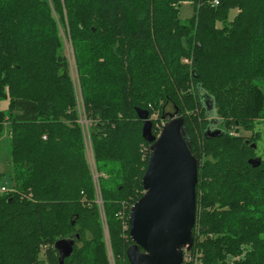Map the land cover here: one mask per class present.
I'll return each mask as SVG.
<instances>
[{
    "label": "trees",
    "instance_id": "obj_1",
    "mask_svg": "<svg viewBox=\"0 0 264 264\" xmlns=\"http://www.w3.org/2000/svg\"><path fill=\"white\" fill-rule=\"evenodd\" d=\"M184 1L195 10L186 21ZM218 1L0 0V139L10 135L14 183L0 194V264H60L62 239L75 241L64 264H110L109 247L115 264H130V209L145 192L151 145L137 108L163 124L185 120L200 162L190 251L201 264H264L260 133L230 134L253 131L264 115V0Z\"/></svg>",
    "mask_w": 264,
    "mask_h": 264
},
{
    "label": "water",
    "instance_id": "obj_2",
    "mask_svg": "<svg viewBox=\"0 0 264 264\" xmlns=\"http://www.w3.org/2000/svg\"><path fill=\"white\" fill-rule=\"evenodd\" d=\"M137 114L143 121L142 135L151 145L142 180L145 192L130 209L133 244L128 247L127 256L130 264H183L185 251L194 243L200 162L183 134L182 116L168 119L156 135L150 111L137 108ZM221 132L208 129L212 137ZM74 245L75 241L69 239L55 244L60 264L71 256Z\"/></svg>",
    "mask_w": 264,
    "mask_h": 264
},
{
    "label": "rangeland",
    "instance_id": "obj_3",
    "mask_svg": "<svg viewBox=\"0 0 264 264\" xmlns=\"http://www.w3.org/2000/svg\"><path fill=\"white\" fill-rule=\"evenodd\" d=\"M180 12H179V17L180 19H182L183 21H186L189 17H191L195 10L193 5L191 4V2L189 1H184L181 3L180 6ZM237 13V9L233 8L230 11V15H229V20H231L235 14ZM68 30L67 27H63L62 26V32L66 33V31ZM69 38V37H68ZM26 46V43L24 44V47ZM50 45L46 46V49L49 48ZM66 47H67V53L70 57V63H69V68H70V73L72 76V83H73V87L75 88V92H76V97L78 98V103L80 104V107H78V111H79V121L83 122H87L90 121L87 118L86 115V111L84 108V103H83V98H82V88H81V84H80V77L77 71V66H76V61H75V54H74V49H73V45L69 40L66 41ZM189 61L191 62V60L189 59ZM46 68L50 66V64L48 62L45 63ZM49 69V68H48ZM49 78V77H46ZM9 98L6 99L5 101H3L1 103V108L4 110H8L9 108ZM150 119L153 121V127L155 124L154 128V134L157 135L156 132H158L160 130L161 127V123L163 124V120L159 118V116L156 115H152L150 116ZM155 121V123H154ZM255 121H258L255 125V128L253 131H245L244 129H242L241 131L238 132V130H236V127L233 126L230 129V134L231 135H245V136H249L251 135L253 132L256 133H260V137L257 139L256 144H255V149H256V155L258 157L264 158V115H262L261 118L256 119ZM8 133V132H7ZM89 131L88 129H86V136L88 135ZM254 145V144H253ZM86 152L88 155V161H89V165H90V169H91V173H92V177L94 179V170L97 169L96 166V162H95V158H94V154H93V146H92V142L90 139V135L89 138L86 139ZM7 187V191L11 192L14 189V183H13V167H12V163H11V158H10V135L5 134L4 137L2 139H0V194L3 192L2 188L3 187ZM105 233H106V239H109L108 236V230L105 228ZM109 244V240L107 241ZM188 255L189 253H185V255ZM194 254V253H192ZM185 257V256H184ZM110 258V264H112V260L115 264V260L112 254V257L109 255Z\"/></svg>",
    "mask_w": 264,
    "mask_h": 264
},
{
    "label": "built area",
    "instance_id": "obj_4",
    "mask_svg": "<svg viewBox=\"0 0 264 264\" xmlns=\"http://www.w3.org/2000/svg\"><path fill=\"white\" fill-rule=\"evenodd\" d=\"M219 1L215 0V4H218ZM188 61V60H186ZM94 184H95V189H96V202L98 203L100 209H101V213H102V220H103V224L104 227L107 229V220L104 214V209H103V199H102V194H101V185H100V181H99V174L97 169L94 170ZM3 191H7V187H3L2 188ZM125 227H127V225H125ZM109 246V244H108ZM189 253L188 255L186 254L184 257V261L183 264H201V259L199 258V254L200 252H196V254H192V252L189 250H186L185 253ZM108 253L109 255L112 257V251L110 249V247L108 248ZM112 260V264H114L113 259Z\"/></svg>",
    "mask_w": 264,
    "mask_h": 264
}]
</instances>
